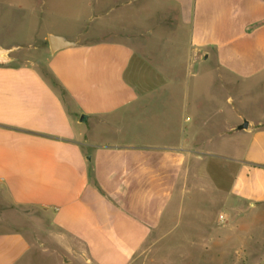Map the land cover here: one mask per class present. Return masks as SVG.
<instances>
[{
	"label": "crops",
	"instance_id": "0c3cea01",
	"mask_svg": "<svg viewBox=\"0 0 264 264\" xmlns=\"http://www.w3.org/2000/svg\"><path fill=\"white\" fill-rule=\"evenodd\" d=\"M120 1L119 40L0 65V264H131L160 235L264 264V0Z\"/></svg>",
	"mask_w": 264,
	"mask_h": 264
},
{
	"label": "rangeland",
	"instance_id": "374dc122",
	"mask_svg": "<svg viewBox=\"0 0 264 264\" xmlns=\"http://www.w3.org/2000/svg\"><path fill=\"white\" fill-rule=\"evenodd\" d=\"M87 0H0V47L13 49L10 56L13 61L7 64L18 65L27 61L41 62L48 52L47 41L44 40L46 34L53 33L65 38L67 41L91 42L99 39L121 38L118 34H104L100 32L101 25L113 26L115 17L120 13L122 1L109 0L106 7H110L111 13L107 17H96L90 10ZM124 5V4H123ZM136 5H131L126 11L127 21L131 22L133 17L129 16L136 11ZM149 5V6H147ZM150 9L155 7L152 3L142 5ZM120 8V9H119ZM123 8V6H122ZM155 10V9H154ZM143 11V10H142ZM91 15V16H90ZM98 15V14H96ZM148 25L153 30L154 35L166 33L161 30L154 21L148 20ZM145 22V23H147ZM101 24V25H100ZM109 27V28H113ZM145 30L147 26L138 27ZM168 35V34H167ZM48 37V36H47ZM246 96L245 100H248ZM250 98L261 101L264 99V89H258ZM226 103V100L224 99ZM259 105L242 106V115L248 121H256L260 114ZM225 120H236L235 114L229 107L224 113ZM220 143L223 149H230L232 142ZM216 150V148H213ZM209 163L208 170L216 183L227 186L229 182L228 174L231 166L226 158L215 157ZM220 211H217L219 215ZM216 215V216H217ZM223 216V215H222ZM218 217V216H217ZM220 225L224 218L218 219ZM181 236H154L146 242L143 248L134 257L131 264H233L232 259L215 258L214 253H206L207 244L178 241ZM238 264H242L238 261Z\"/></svg>",
	"mask_w": 264,
	"mask_h": 264
},
{
	"label": "water",
	"instance_id": "95a60500",
	"mask_svg": "<svg viewBox=\"0 0 264 264\" xmlns=\"http://www.w3.org/2000/svg\"><path fill=\"white\" fill-rule=\"evenodd\" d=\"M47 44L49 47V51L51 53H55L56 51H58L60 49L74 45L73 42L67 41L65 38L60 37V36H56V35H49L47 37ZM12 50H14V48L13 49H4V48L0 47V65L7 64V63L13 61V58L10 56V53ZM246 127H247V122L245 121L239 126V129H245Z\"/></svg>",
	"mask_w": 264,
	"mask_h": 264
},
{
	"label": "built area",
	"instance_id": "2783aa9c",
	"mask_svg": "<svg viewBox=\"0 0 264 264\" xmlns=\"http://www.w3.org/2000/svg\"><path fill=\"white\" fill-rule=\"evenodd\" d=\"M220 219H222V217H220Z\"/></svg>",
	"mask_w": 264,
	"mask_h": 264
}]
</instances>
